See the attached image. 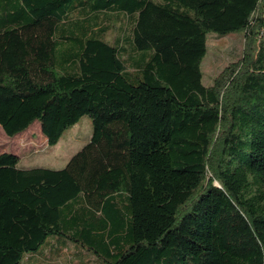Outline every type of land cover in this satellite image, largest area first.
<instances>
[{
  "label": "trees",
  "instance_id": "trees-1",
  "mask_svg": "<svg viewBox=\"0 0 264 264\" xmlns=\"http://www.w3.org/2000/svg\"><path fill=\"white\" fill-rule=\"evenodd\" d=\"M237 31L242 58L203 85L206 35ZM83 115L61 168L0 153V264H77L72 243L94 264H264V0H0L5 134L38 121L54 145Z\"/></svg>",
  "mask_w": 264,
  "mask_h": 264
},
{
  "label": "rangeland",
  "instance_id": "rangeland-1",
  "mask_svg": "<svg viewBox=\"0 0 264 264\" xmlns=\"http://www.w3.org/2000/svg\"><path fill=\"white\" fill-rule=\"evenodd\" d=\"M245 41V33L242 31L225 35L209 32L206 35V53L200 63L203 85H210L213 78L224 66L242 58ZM91 129L89 117L83 115L77 123L63 131L56 144L47 145L38 121H34L26 130L14 136H7L0 127V153L11 152L16 154L19 157L17 164L19 168L36 166L59 168L64 165L72 153H75L88 141ZM50 239L52 238L50 237ZM72 245L65 246L66 248L70 247L67 253L64 252L66 259L73 258L74 263L77 264L80 262L82 264H94L95 257L91 253L72 255L71 253L76 249ZM52 246L57 248L58 243ZM26 255L22 258V264H29L25 259ZM40 264L46 263L40 261Z\"/></svg>",
  "mask_w": 264,
  "mask_h": 264
},
{
  "label": "crops",
  "instance_id": "crops-1",
  "mask_svg": "<svg viewBox=\"0 0 264 264\" xmlns=\"http://www.w3.org/2000/svg\"><path fill=\"white\" fill-rule=\"evenodd\" d=\"M72 154H73V153H72ZM72 154H71V155H72ZM71 155H70V156H71ZM68 159H69V158H68ZM67 161H68V160H67ZM67 161H66V162H67ZM66 162L64 163V165L66 164ZM64 165H63V166H64ZM63 166H61V167H63ZM40 167H44V166H40ZM61 167H59V168H61ZM29 168H30V167H29ZM49 168H50V167H49ZM54 169H58V168H54Z\"/></svg>",
  "mask_w": 264,
  "mask_h": 264
}]
</instances>
